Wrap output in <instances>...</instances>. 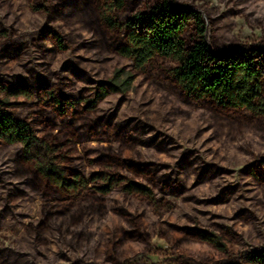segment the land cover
<instances>
[{
    "label": "rangeland",
    "instance_id": "rangeland-1",
    "mask_svg": "<svg viewBox=\"0 0 264 264\" xmlns=\"http://www.w3.org/2000/svg\"><path fill=\"white\" fill-rule=\"evenodd\" d=\"M142 1L126 0L127 7L119 21L124 23ZM63 2L57 0L55 6ZM177 2L204 13L217 53L264 48L261 0ZM85 11L84 15L63 20L57 11L51 15L33 12L28 0H0V84L33 89L35 96L34 88L43 83L58 86L63 95L76 100L81 114L80 100L88 96L87 91L103 81L115 80L119 89L109 92L98 105V113L119 120L134 116L154 128L150 136L161 134L171 141L166 150L171 154L145 147L140 154L146 162L165 165L161 174L176 183V195L165 197L169 211L157 213L119 187L106 202V214H90L79 223L77 217L88 205L75 208L77 215L66 220L69 224L75 222L68 227L71 236L63 238L57 231L63 219L47 222L49 226L54 222V229L42 236L38 230L48 226L41 227V223L50 207L63 206L68 197L54 190L50 196L53 201L48 202L34 189L40 183L34 174L17 177L0 186V264L2 260L8 264H250L245 258L264 252V183H255L247 171L255 159L264 155V121L238 111L221 112L209 106L181 103L179 92L165 78L162 62L131 79V64L110 52L105 42L95 5ZM51 32L62 34L70 43L69 50L61 52ZM1 100L20 118L37 112L33 109L36 100L30 103L23 97L5 94ZM79 117H57L55 125L64 126L70 133H74L75 126L81 129L75 156L85 161L87 154L95 157L97 148L107 147L109 142L98 140L100 130L95 136L88 133L89 118ZM37 133L40 135L39 130ZM19 156L17 146L0 148V176L19 171ZM183 156L190 163L187 171L180 162ZM81 164L79 161L78 166ZM102 167L112 169L86 163V181ZM202 172L205 179L213 181H200ZM114 207L139 214V231L144 228L140 235L144 236L146 229L150 239L125 244L112 259L107 255L110 247L106 241L126 228ZM185 228L219 236L227 254L190 241L188 233L182 232ZM70 245L77 250H68Z\"/></svg>",
    "mask_w": 264,
    "mask_h": 264
},
{
    "label": "trees",
    "instance_id": "trees-1",
    "mask_svg": "<svg viewBox=\"0 0 264 264\" xmlns=\"http://www.w3.org/2000/svg\"><path fill=\"white\" fill-rule=\"evenodd\" d=\"M28 2L33 12L51 15L57 11L63 20L84 15L87 13L85 10L94 4L105 42L110 46V52L131 64V79L144 74L154 63L162 62L165 78L179 92L181 103L201 108L209 106L221 112L238 111L264 121V48L217 53L211 44L210 24L198 8L177 0H143L141 7L131 11L132 14L121 23L119 16L126 10V0H64L58 7L55 6L57 0ZM50 36L61 52L69 50L70 43L62 34L51 32ZM34 89L36 96L33 89L0 84V148H20L19 171L1 175L0 186L17 177H32L34 174L40 183L33 187L46 201H53L50 196L54 190L65 194L67 203L61 207H50L41 227L50 220L63 219L57 231L63 238H68V227L75 223L66 221L70 215H77L74 211L86 205L88 208L82 209L77 217L79 223L90 214H106V202L119 187H123V192L131 199L146 202L157 213L167 210L165 197L176 195V183L161 174L160 170L165 165L144 161L140 149L145 147L171 154L166 152L171 141L161 134L150 136L154 128L134 116L119 120L118 117L98 113V105L109 92L119 89L115 80L103 81L97 88L87 91L88 96L80 100L83 104L81 114L77 111L76 100L63 95L60 87L43 83ZM4 94L23 97L30 103L36 100L33 109L37 112L25 118L18 117L1 100ZM68 114L74 118L88 117V133L95 136L100 130L102 133L98 140L109 142V146L98 147L95 157L87 154L85 161L76 158L77 144L82 138L81 129L75 126L74 133H70L64 126L57 128L55 125L57 117L64 119ZM79 161L83 163L80 166ZM180 162L185 171L190 169V163L184 156ZM86 163L91 167L103 165L112 169L102 167L86 181ZM247 171L255 183H264V155L255 159ZM203 172L199 180L212 182L213 179L204 178L206 172ZM5 179L8 181L4 183ZM113 210L126 228L109 236L106 241L110 247L107 255L112 259L125 244L141 243L144 237L150 239L146 229V236L140 235L144 234V228L139 231L142 220L139 214L130 213L125 207H114ZM47 225L42 231L30 229L33 232L38 230V235L44 236L49 229H54L51 224ZM185 231L190 241L227 254L219 236L198 228L182 230ZM68 250L77 249L70 245ZM245 259L250 264H264V252L253 253ZM241 260L243 258H237V261ZM1 262L8 264L5 260Z\"/></svg>",
    "mask_w": 264,
    "mask_h": 264
},
{
    "label": "clouds",
    "instance_id": "clouds-1",
    "mask_svg": "<svg viewBox=\"0 0 264 264\" xmlns=\"http://www.w3.org/2000/svg\"><path fill=\"white\" fill-rule=\"evenodd\" d=\"M261 4L264 5V0H261Z\"/></svg>",
    "mask_w": 264,
    "mask_h": 264
}]
</instances>
